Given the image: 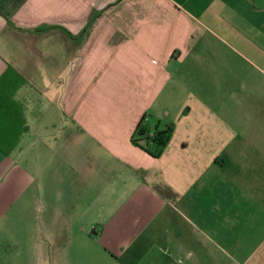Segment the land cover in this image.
Returning a JSON list of instances; mask_svg holds the SVG:
<instances>
[{
    "label": "crops",
    "instance_id": "1",
    "mask_svg": "<svg viewBox=\"0 0 264 264\" xmlns=\"http://www.w3.org/2000/svg\"><path fill=\"white\" fill-rule=\"evenodd\" d=\"M7 69L1 264H237L240 222L264 264V0H0ZM142 118L174 124L159 158Z\"/></svg>",
    "mask_w": 264,
    "mask_h": 264
},
{
    "label": "trees",
    "instance_id": "2",
    "mask_svg": "<svg viewBox=\"0 0 264 264\" xmlns=\"http://www.w3.org/2000/svg\"><path fill=\"white\" fill-rule=\"evenodd\" d=\"M98 13L93 14L88 22L86 23L83 31L79 34L78 37H73L68 34L70 39L73 41L83 40L89 32L94 20L98 17ZM11 25V24H10ZM12 26V25H11ZM44 29L35 30L34 32H42ZM10 69H7L6 73H4L0 77V83L3 82L4 78L7 77L6 74H10ZM9 72V73H8ZM20 85H23L24 82L21 78ZM7 100L9 101L8 97L6 96ZM6 100L7 110L8 112L14 113V122L12 121L10 128L8 130H4L3 132L0 131V135L4 137V142L6 145H0V152L8 155L17 145L19 136L24 132V124L21 112L19 109L11 101ZM13 104V105H12ZM14 106V107H13ZM174 130V124L170 123L164 129L160 130L157 127H151L148 122H145L144 118L139 120L133 129V132L130 137V141L133 145L141 148L145 153L153 158H159L167 145L171 140V136ZM157 191L162 195L166 196L167 198H173V192L166 186L160 185L157 186ZM1 264V259H0Z\"/></svg>",
    "mask_w": 264,
    "mask_h": 264
},
{
    "label": "rangeland",
    "instance_id": "3",
    "mask_svg": "<svg viewBox=\"0 0 264 264\" xmlns=\"http://www.w3.org/2000/svg\"><path fill=\"white\" fill-rule=\"evenodd\" d=\"M227 154L228 156H231V153H230V150L227 151ZM229 171L227 168L224 169V178L230 176L229 175ZM243 222H240L239 223V227H238V233H236L234 236L231 237L232 239V242L236 239H239L240 241L238 242L239 244L237 245L236 241L233 242V249L234 251H236L235 247L238 246L237 250H238V253H240V259L237 260V264H240L242 262V259L245 258V256H247V254L253 249V245L255 246V241L253 240L252 241V237H248L247 235L250 234L252 235L251 233H248V227L247 226H243L242 225ZM227 223H225V226L227 227ZM257 232H256V236L258 235H264V227H260V228H256ZM244 231V232H243ZM250 231H251V226H250ZM222 258H219L217 257L216 261L218 262V264H236V262H230L228 261L227 259H223V261H221ZM18 263L19 264H22L21 263V260H18ZM3 264V262H2ZM4 264H7V263H4Z\"/></svg>",
    "mask_w": 264,
    "mask_h": 264
}]
</instances>
